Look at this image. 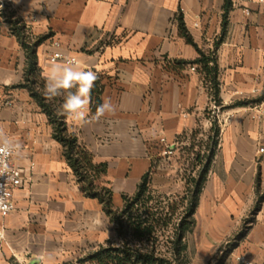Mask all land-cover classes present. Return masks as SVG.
Listing matches in <instances>:
<instances>
[{"label":"crops","instance_id":"0c3cea01","mask_svg":"<svg viewBox=\"0 0 264 264\" xmlns=\"http://www.w3.org/2000/svg\"><path fill=\"white\" fill-rule=\"evenodd\" d=\"M224 5L225 0H0V129L20 144L14 162L28 169L14 211L0 215V264H62L116 239L103 206L77 182L48 117L27 89L15 87L24 81L27 60L10 21L20 19L33 42L45 38L37 47L45 81L56 51L97 73L101 102L110 100L114 113L83 125L68 117L67 129L95 163L107 164L96 184L112 191L113 206L120 209L123 196L134 195L146 173L153 176L165 146L175 151L209 123L211 92L197 66L186 64L199 58L198 50L216 49L224 107L262 95L264 3L232 0L216 47ZM179 15L194 45L181 34ZM7 77L10 85L3 83ZM92 103L91 98L90 120ZM220 130L212 165L222 162L223 170L214 175L212 192L235 217L263 198L231 264H240V257L264 264V162L257 153L264 139V100L224 109Z\"/></svg>","mask_w":264,"mask_h":264},{"label":"trees","instance_id":"16d2710c","mask_svg":"<svg viewBox=\"0 0 264 264\" xmlns=\"http://www.w3.org/2000/svg\"><path fill=\"white\" fill-rule=\"evenodd\" d=\"M232 0H225L223 34L216 47L224 38ZM179 29L187 42L194 45L187 33L182 15L178 16ZM11 32L25 50L27 65L24 81L16 88L27 89L31 97L41 107L53 128V137L62 148L64 157L73 171L83 192L99 201L103 210L114 224L117 241H108L85 257L64 264H190L188 258V236L196 226V212L201 194L210 171L218 146L219 129L215 126L214 137H210L205 154L198 158L203 165L202 172L187 182L182 195L155 194L151 188L150 173H146L137 192L123 196V206L115 209L112 191L99 186L96 182L107 173V164L94 162L92 154L81 145L75 134L67 129L68 116L61 114L64 95L49 99L45 96L46 81L37 63V47L45 38L32 41L28 28L20 19L10 21ZM199 58L186 64L196 65L203 76V82L211 92L212 100L222 109L249 106L261 103L262 95L255 99L237 101L224 107L220 98L219 67L215 56L216 49L210 54L198 50ZM71 91L75 92L76 89ZM102 87L98 81L91 91L92 111L101 102ZM263 198L259 202H261ZM260 203L258 204L259 208ZM257 208V210H258Z\"/></svg>","mask_w":264,"mask_h":264},{"label":"rangeland","instance_id":"374dc122","mask_svg":"<svg viewBox=\"0 0 264 264\" xmlns=\"http://www.w3.org/2000/svg\"><path fill=\"white\" fill-rule=\"evenodd\" d=\"M214 105H216L215 102H213ZM216 106L217 109L212 108L211 111H206V118H209L207 125H201L194 136L178 144L171 155L161 154L153 176L150 175V188L155 194L182 195L187 182L202 172L203 165L198 158L205 154L210 137H214V126L219 129V137L221 134L220 117L224 109ZM219 144L218 138V146ZM222 170L223 163L217 161L213 163L208 173L204 194L201 196L195 215L196 227L188 236L190 264H231L232 253L244 242L249 225L254 221L261 197L254 205L241 212L239 217H235L230 214L231 210L227 209L226 202L212 192L211 183L214 175L216 173L219 175ZM115 241L118 242L117 238ZM85 256L81 255L67 262L76 261ZM242 260L245 259L242 257L236 259L240 264H243Z\"/></svg>","mask_w":264,"mask_h":264},{"label":"clouds","instance_id":"9594fccd","mask_svg":"<svg viewBox=\"0 0 264 264\" xmlns=\"http://www.w3.org/2000/svg\"><path fill=\"white\" fill-rule=\"evenodd\" d=\"M97 79V73L82 70L79 61L67 60L62 63H53L46 73L45 96L52 99L64 95L61 114H66L80 125L91 123L92 120L98 121L106 114L114 113L115 109L110 100H105L96 107L94 116L91 120L89 119L91 91ZM12 82L11 77L3 80L5 85H10ZM74 88L76 91H71ZM20 147L15 138L9 137L3 129H0V176L9 171L7 158L14 153L19 155ZM2 235L3 233L0 232V236Z\"/></svg>","mask_w":264,"mask_h":264},{"label":"built area","instance_id":"2783aa9c","mask_svg":"<svg viewBox=\"0 0 264 264\" xmlns=\"http://www.w3.org/2000/svg\"><path fill=\"white\" fill-rule=\"evenodd\" d=\"M261 3H264V0H260ZM53 45L57 48L60 47V43L58 41H54ZM67 60H74L77 61L74 57L66 56L61 51L54 52L50 57L51 63H57V62H65ZM192 70H195V67L192 68ZM214 109H217L218 107L216 105L213 106ZM163 145H165L166 141L165 139L160 140ZM174 152L173 149H170V147H166L162 150V154L164 156L171 155ZM257 153L260 156L261 160L264 162V139L262 142L258 145ZM14 155V154H13ZM13 155H10L7 158V163L9 165V171L3 175L0 176V215L2 217H7L12 213L15 209V202H14V196L17 190L21 189L26 181V173L28 171L27 168H23L18 166L14 162ZM30 170L33 168V164L30 165ZM243 264H255L253 262H248L245 260L241 261Z\"/></svg>","mask_w":264,"mask_h":264}]
</instances>
